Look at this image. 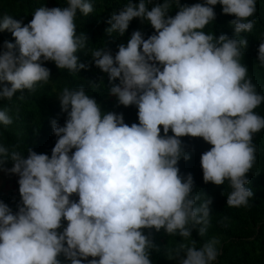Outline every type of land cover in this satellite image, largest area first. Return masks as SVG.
<instances>
[{"label":"clouds","instance_id":"9594fccd","mask_svg":"<svg viewBox=\"0 0 264 264\" xmlns=\"http://www.w3.org/2000/svg\"><path fill=\"white\" fill-rule=\"evenodd\" d=\"M66 4L36 9L27 24L0 16V32L14 37L0 51V99L11 100L17 92L23 98L24 90L47 83L46 61L70 72L86 68L77 53L87 38L77 34L74 18L78 11L92 13L93 4ZM173 4L179 10L170 16ZM217 4L235 17L232 37L203 31L215 19L212 6ZM255 11L256 0L192 5L163 0L150 10L145 0L135 5L128 0L113 13L108 34L123 36L133 18L147 20L155 30L147 39L133 31L114 56L105 48L91 50L109 82L119 80L109 94L120 105H135L139 123L129 126L122 113L102 112L83 86L65 87L58 97L67 118L64 126L51 121L58 137L51 156L31 148L22 155L0 145V165L12 162L6 171L18 175L21 197L16 212L0 201V264H62L61 254L70 264H152L153 242L143 229L163 228L184 240L197 229L203 237L210 201L196 206L192 175L179 174L178 160L190 158L180 139L184 136L212 145L200 158L204 182L227 181V205L248 206L253 134L264 129V117L253 109L264 95L247 78L240 58L248 43L241 33L252 30L249 18ZM257 59L264 66V40ZM11 123L7 110H0V124ZM73 194L78 200L70 199ZM62 218L68 222L63 228ZM218 243L215 238L199 248L180 243L175 257L178 264H214Z\"/></svg>","mask_w":264,"mask_h":264},{"label":"trees","instance_id":"16d2710c","mask_svg":"<svg viewBox=\"0 0 264 264\" xmlns=\"http://www.w3.org/2000/svg\"><path fill=\"white\" fill-rule=\"evenodd\" d=\"M91 2L92 13L84 16L78 11L74 18L77 34L83 33L87 38L85 48L77 53L79 62L84 63L86 68L70 72L67 69H59L53 61H46L43 66L50 71L47 83H38L33 91L24 90L23 98H19L21 93L17 92L11 100L0 99V110L6 109L12 119L10 125L0 124V145L8 148L9 151L15 150L27 155L28 148H31L38 154L51 156V150L58 139L53 133L51 121L56 120L60 126H64L67 118V114L61 110L58 97L65 87L74 89L83 86L86 94L100 105L102 112L122 113L124 122L129 126L132 123H139L138 109L135 105H120L117 98L109 94L108 90L112 84L119 83V80L109 82L107 74L95 66L91 50L105 48L114 56L118 51V45H126L133 31H141L147 39L155 30L147 20L133 18L123 36L115 32L108 34L106 29L110 27L109 19L113 13H118L128 0H91ZM131 2L135 5L139 0H131ZM203 2L204 0H180L182 5ZM145 3L150 10L155 4H162L163 0H145ZM42 6L63 8L67 4L66 0H0V16L6 14L27 24L32 19L34 11ZM212 7L215 19L210 21L203 31L217 37L220 34L232 37L234 27L231 21L235 17L222 13L220 4ZM178 10L173 4L168 15L174 16ZM249 19L254 20L253 28L250 32L241 33L248 43L240 62L247 67V78L255 85L256 91L264 95V66H261L257 59L258 46L261 40H264V0H256V11ZM5 41L14 43V37L6 30L0 32V51H3ZM93 84L95 87H92ZM253 111L264 117V101ZM160 128L163 135V126ZM168 134L173 135L171 130ZM180 139L184 151L189 153L190 158L178 160L179 174L192 175L193 194L199 196L196 206L203 201H210L209 225L203 237L198 234L197 229H193L192 236L186 240L178 235L167 234L163 228L159 231L155 228L143 229L144 234L153 242V247L148 250L152 264H178L175 251L180 243L199 248L212 238L219 242L217 246L219 254L214 264H264V129L253 134L252 140L256 149L255 162L247 173L249 183L246 187L252 190L253 196L249 199L248 206L240 207L227 205V194L231 191L227 181L222 185H215L203 180L200 158L212 145L202 137L184 136ZM11 167L10 160L0 165V174ZM18 179L10 185H4L0 190V201L6 203L13 212H16L17 206L21 204ZM70 199L78 200V196L73 194ZM67 223L62 218V228L66 227ZM62 228L58 231H62ZM58 259L62 264H70L62 254ZM91 259L93 258L88 257V260ZM83 264H87V261Z\"/></svg>","mask_w":264,"mask_h":264},{"label":"rangeland","instance_id":"374dc122","mask_svg":"<svg viewBox=\"0 0 264 264\" xmlns=\"http://www.w3.org/2000/svg\"><path fill=\"white\" fill-rule=\"evenodd\" d=\"M19 177L17 174L10 173L8 171H4L0 174V190L4 185H10Z\"/></svg>","mask_w":264,"mask_h":264}]
</instances>
